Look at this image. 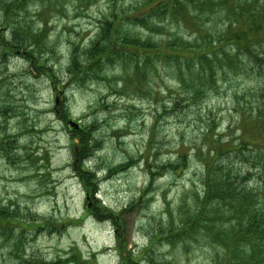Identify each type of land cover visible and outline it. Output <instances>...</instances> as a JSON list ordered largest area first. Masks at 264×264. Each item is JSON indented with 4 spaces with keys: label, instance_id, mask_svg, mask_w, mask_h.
I'll return each mask as SVG.
<instances>
[{
    "label": "rangeland",
    "instance_id": "rangeland-1",
    "mask_svg": "<svg viewBox=\"0 0 264 264\" xmlns=\"http://www.w3.org/2000/svg\"><path fill=\"white\" fill-rule=\"evenodd\" d=\"M138 4L29 0L0 11V212L18 223L0 229V264H236L216 232L169 234L183 223L181 206L194 215L203 196L214 137L251 131L240 117L256 105L258 79L228 76L219 93L176 107L178 86L162 64L138 92L122 90L129 72L114 58L85 70L114 13L121 30L152 37L118 21ZM168 32L154 39L164 45ZM176 161L184 164L169 168ZM249 182L263 195L256 173Z\"/></svg>",
    "mask_w": 264,
    "mask_h": 264
},
{
    "label": "trees",
    "instance_id": "trees-1",
    "mask_svg": "<svg viewBox=\"0 0 264 264\" xmlns=\"http://www.w3.org/2000/svg\"><path fill=\"white\" fill-rule=\"evenodd\" d=\"M8 1L1 0L0 11L9 10L11 14L18 6L25 8L29 0H15L10 9H7ZM136 10L138 13H126L118 21L139 24L152 37L143 40L121 30L123 27L114 21V13L113 26L106 23L102 27L104 39L95 41L89 50L99 57L85 70L94 62L105 63L114 58L129 72L122 90L138 92L150 84L148 76L157 74L162 64L170 72L169 81L178 86L176 107L183 101L203 102L219 93V81L227 80L228 76L246 72L258 79L253 91L256 105L249 111L242 110L240 117L242 127L251 125V131L247 137H243V131L242 137L233 142H225L219 135L214 137L213 148L204 162L203 196L194 201V215L181 206L183 223L169 235L177 233L184 241L199 231L216 232L220 238H229L233 262L264 264V193L256 191L249 182L255 173L264 181V3L260 0H140ZM6 23L9 25V21ZM168 25L174 31L168 32ZM25 32H29V27ZM163 32L170 36L161 45L153 35ZM26 36L25 41L30 43L32 35L27 33L23 38ZM184 156H180L181 161ZM181 164L184 163L176 161L168 166ZM156 169L164 167L158 165ZM13 224L18 223L10 221L8 214L1 211L0 229L9 230L7 226Z\"/></svg>",
    "mask_w": 264,
    "mask_h": 264
},
{
    "label": "water",
    "instance_id": "water-1",
    "mask_svg": "<svg viewBox=\"0 0 264 264\" xmlns=\"http://www.w3.org/2000/svg\"><path fill=\"white\" fill-rule=\"evenodd\" d=\"M70 125L72 126V127H75V128H78V125L76 124V123H74V122H70Z\"/></svg>",
    "mask_w": 264,
    "mask_h": 264
}]
</instances>
